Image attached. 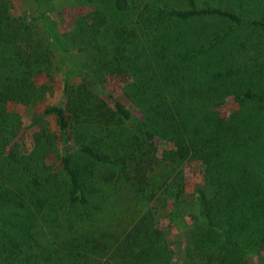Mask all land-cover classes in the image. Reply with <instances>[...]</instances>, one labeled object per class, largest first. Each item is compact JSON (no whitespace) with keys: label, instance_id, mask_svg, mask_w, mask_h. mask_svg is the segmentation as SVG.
Returning <instances> with one entry per match:
<instances>
[{"label":"trees","instance_id":"trees-1","mask_svg":"<svg viewBox=\"0 0 264 264\" xmlns=\"http://www.w3.org/2000/svg\"><path fill=\"white\" fill-rule=\"evenodd\" d=\"M26 1L33 8L16 15L14 0H0V264H169L151 206L132 218L121 196L104 193L89 212L87 174L112 179L122 159L139 198L170 199L177 213L189 194L204 229L185 256L253 264L246 253L264 252V0H72L68 34L46 14L48 0ZM72 49L86 59L78 82L68 78ZM59 65L61 96L46 114L61 178L37 160L50 134L39 129L20 154L25 127L7 109L44 102ZM93 121L130 124L149 151L105 154L85 130ZM190 164L202 182L187 192ZM8 212L24 216L14 233Z\"/></svg>","mask_w":264,"mask_h":264},{"label":"rangeland","instance_id":"rangeland-1","mask_svg":"<svg viewBox=\"0 0 264 264\" xmlns=\"http://www.w3.org/2000/svg\"><path fill=\"white\" fill-rule=\"evenodd\" d=\"M15 8L13 13L18 15L21 12L25 11L26 8L31 10L33 4H29L26 0H14ZM72 0H48L44 3V9L46 14L50 16L55 22L61 24L64 30L68 34L67 24L72 19L73 15H76L77 9L72 7ZM71 61L74 65L73 71L68 74L69 80L79 81V78L84 75L80 68L86 64V59L79 54H76L74 49H72ZM58 57V56H57ZM64 68L59 65L54 72V79L51 85V92H48L47 99L44 102L38 103L36 106L28 108L21 104L8 103L7 109L10 112L16 113L21 116L23 121V127H25L24 132L18 139V151L20 154L29 155L30 150L32 149V144L35 138V134L41 129L45 130L50 134V137H46L49 141L46 145L45 153L38 154L37 160L44 158L47 165L51 166L52 171L58 173L59 170L54 171V168H58L59 162L57 160V140L56 137V123L52 115L46 114L48 106L57 102L61 96V91L64 82ZM38 83H44L47 81L45 75H40L38 78ZM120 84H123L124 81H119ZM118 85V83H116ZM121 86V85H120ZM50 94V95H49ZM122 100H124L122 98ZM228 106V105H226ZM127 108L131 112H137L135 106L131 103H127ZM39 122V128L33 124V121ZM91 124L85 125V130L96 136L97 138H102L100 141L101 144L107 149L104 150L105 154L112 155V152H115L117 149L122 150L126 147L135 148L137 151L139 149L149 151L147 147V142L140 133H138L133 127L128 123H118L116 125L105 126L99 125L98 123L90 122ZM101 126V127H100ZM94 136H88L85 141L91 143L90 140L94 141ZM75 163L84 160V157L78 154V151L75 152L73 157ZM119 163L122 164V169L124 172L120 175L114 176V178L109 179L102 177L101 181H97L93 175L87 174V179L85 180V191L88 201L93 206L90 208V213H94L93 208L98 205V202L102 200V195L105 193V197L109 194H114L116 196H121L119 204L124 207L121 209L123 214H132V218L139 216L144 210L149 206L153 208L155 214V221L159 228L162 230V244H165L169 249L172 250L171 257L169 258V264H195L188 256H185V249H194L197 247V243L193 240V231H200L204 229L202 219L197 215L194 204L190 201L189 194H186V202L180 205L178 212L176 213L174 204L172 200L167 199L163 201L160 197H157L154 200H149L146 198H139L138 193H135L133 187L126 183H130L126 178V169L127 163L125 160H119ZM102 170V169H101ZM121 171V170H120ZM110 173V172H109ZM189 173V174H188ZM187 182L189 187L186 189L187 192H192V189L201 184L202 182V172L198 164H190L187 168ZM58 178H61L60 174H57ZM113 177V176H112ZM94 178V179H93ZM149 185L147 186V193L145 196H149ZM53 193V192H52ZM56 199L60 198L62 195L56 190L54 191ZM64 196V195H63ZM101 196V197H100ZM55 201V200H54ZM56 202V201H55ZM114 204H117L115 202ZM65 207L68 208V202L65 201ZM70 206V205H69ZM64 207V208H65ZM72 209H81L86 211L84 207H72ZM23 214L18 217L14 216L12 213L8 212L7 219L12 224L10 226V231L14 233L19 226L20 222L23 220ZM246 259L253 264H264V252L259 255H254L251 253H246Z\"/></svg>","mask_w":264,"mask_h":264}]
</instances>
